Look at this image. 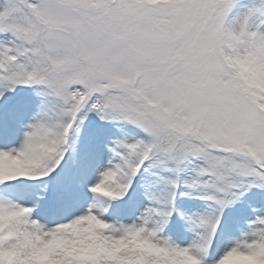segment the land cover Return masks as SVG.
<instances>
[{
  "label": "snow or ice",
  "instance_id": "snow-or-ice-1",
  "mask_svg": "<svg viewBox=\"0 0 264 264\" xmlns=\"http://www.w3.org/2000/svg\"><path fill=\"white\" fill-rule=\"evenodd\" d=\"M0 264H264V0H0Z\"/></svg>",
  "mask_w": 264,
  "mask_h": 264
}]
</instances>
